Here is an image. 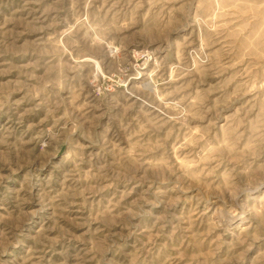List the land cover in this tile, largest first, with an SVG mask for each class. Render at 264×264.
<instances>
[{
  "label": "rangeland",
  "instance_id": "obj_1",
  "mask_svg": "<svg viewBox=\"0 0 264 264\" xmlns=\"http://www.w3.org/2000/svg\"><path fill=\"white\" fill-rule=\"evenodd\" d=\"M0 264H264V0H0Z\"/></svg>",
  "mask_w": 264,
  "mask_h": 264
},
{
  "label": "bare ground",
  "instance_id": "obj_2",
  "mask_svg": "<svg viewBox=\"0 0 264 264\" xmlns=\"http://www.w3.org/2000/svg\"><path fill=\"white\" fill-rule=\"evenodd\" d=\"M138 55V54H137ZM140 55V54H139Z\"/></svg>",
  "mask_w": 264,
  "mask_h": 264
}]
</instances>
